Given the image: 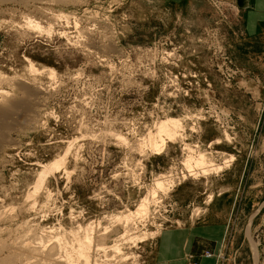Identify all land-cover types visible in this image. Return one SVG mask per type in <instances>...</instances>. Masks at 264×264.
I'll use <instances>...</instances> for the list:
<instances>
[{"label":"rangeland","instance_id":"obj_1","mask_svg":"<svg viewBox=\"0 0 264 264\" xmlns=\"http://www.w3.org/2000/svg\"><path fill=\"white\" fill-rule=\"evenodd\" d=\"M233 2H0V111L12 109L0 122V243L17 248L29 230L92 223L94 240L107 227L104 245L118 240L125 257L93 251L98 264H157L163 233L210 224V195L222 198L228 222L215 264H253L248 220L256 264H264V207L250 221L264 201V0L256 17ZM166 116L183 120V141L159 155L140 152ZM182 143L216 164L234 160L178 182ZM64 154L62 169L27 199L39 165ZM168 175L175 184L151 198L154 181ZM142 199L149 211L124 230L115 217Z\"/></svg>","mask_w":264,"mask_h":264},{"label":"bare ground","instance_id":"obj_2","mask_svg":"<svg viewBox=\"0 0 264 264\" xmlns=\"http://www.w3.org/2000/svg\"><path fill=\"white\" fill-rule=\"evenodd\" d=\"M1 1L4 0H0V2ZM28 23L31 22L28 21ZM33 27L38 26L37 24H33ZM11 115L12 109L8 108V110L6 111H0V122L4 119L3 116H6L5 118L10 119L9 117ZM153 127L154 130L147 131L146 135L143 136V138H141L140 142L138 143V149L140 152L146 150L153 155H159L168 143H173L178 140L182 142L184 139V124L181 118H173L166 116L165 118L154 123ZM189 129L195 131L194 126H192L191 128L189 127ZM223 135L226 141H228V134L224 132ZM116 137L117 139L122 141V143L126 142L124 137L122 138L120 137V135H116ZM213 143L219 144L220 141L217 139ZM182 144V150L185 151V157L182 160V166L186 174L181 173V176L177 178L179 179L178 182H180V180L184 181L188 177L195 178L199 176L204 177L210 174H217L221 172L224 168L228 167V165L234 160L231 155L227 160L223 161L222 164H216L205 152L198 150L197 148L193 149L191 146H189V144ZM64 158L65 154L63 156H58L46 163L39 165L40 170L38 171L36 181L34 182L33 188L31 189V193L29 192L26 195L27 199H32L33 196H35L34 194L38 193V191L43 187V184L48 176L53 175L62 169L65 160ZM175 179L176 177L174 178L171 175L156 179L153 184V189L150 190L151 192L149 196H152L151 198L154 199V196L155 194H157V192L166 194L170 190V188L175 184ZM211 201L212 196L209 195L206 199V202L210 203ZM34 204L35 203H32L30 206L32 207ZM147 204L148 202L146 201V199H142L138 204L137 208L134 209V211H128L126 214L116 216L115 219L122 220V223L124 224L122 228L126 230V228L129 226H127L128 222H130L134 216L141 218H143V216H146L147 212L149 211ZM95 225L93 226L92 223H89L86 226H81L77 224L75 228L71 227L69 228V230H66L60 226L56 229H53V227L52 229L39 227L37 230L35 229L36 231L29 230L30 234L28 235V239H25L26 241H21L17 248H11L9 245L0 243V252H6V256H4V258L1 260L2 263L0 264H98L96 261L97 259H95L97 256L95 258L92 256L93 251L98 252L99 250H102L103 252L106 250H111L116 255H121V248L118 244V240H114L112 245H104L102 240H105V238L103 236L107 234L108 231H110L107 227H102L103 229L100 231L101 233H98V235L102 236V238L100 237L102 242L99 240L100 242L98 241L99 243H97L94 240V237L99 239L97 235L94 236V228H96ZM125 234L126 232L124 233V235L122 234L119 239L123 237L125 239ZM148 235H153V233ZM106 236L107 235H105V237ZM132 239L133 241H135L136 239H139V241H141V238L139 237H131V240ZM120 241H122V239ZM104 253L105 252H103V254ZM205 253H207L208 256H205ZM205 253V258H210L212 256V254L209 252ZM18 256H24V263L19 260ZM123 257L124 256L121 255V258ZM31 259H33V261L29 262Z\"/></svg>","mask_w":264,"mask_h":264},{"label":"crops","instance_id":"obj_3","mask_svg":"<svg viewBox=\"0 0 264 264\" xmlns=\"http://www.w3.org/2000/svg\"><path fill=\"white\" fill-rule=\"evenodd\" d=\"M166 1L179 3L182 0H162V2ZM233 1V4L237 8L242 9L245 8V6L251 7L248 14L251 17H256V12L259 11L260 7L259 0ZM257 21L258 20L255 19L248 20L247 22H249V24H254L257 23ZM262 203H264V201ZM223 205L224 202L220 197L212 200L209 209L211 214L208 218L212 220L210 224L195 225L193 223L163 233L156 257L157 264H215L222 256L224 237L227 230L226 223H228L226 222L227 215L222 214L221 211V209L223 210ZM263 207L264 206H262L259 211H261ZM259 211L254 215H252L253 213L251 214L250 221ZM246 225L247 223L243 227V234H245ZM260 234L261 232L258 231L257 227L253 235L259 239L262 238ZM244 236L246 237V235ZM205 252L211 253L212 258H205Z\"/></svg>","mask_w":264,"mask_h":264},{"label":"water","instance_id":"obj_4","mask_svg":"<svg viewBox=\"0 0 264 264\" xmlns=\"http://www.w3.org/2000/svg\"><path fill=\"white\" fill-rule=\"evenodd\" d=\"M262 206H264V203H262L257 209H256V211H254V213L252 214V215H254L255 213H257L258 211H259V209L262 207ZM249 224V220H248V222H247V225ZM247 225H246V227H245V235H246V237H247V239H248V241H249V244H250V246L252 247V250L254 251V249H255V247H254V244L251 242V240H250V238H249V235H248V230H247ZM256 251V250H255ZM254 251V255H255V257H254V260H253V264H256L257 263V256H256V252Z\"/></svg>","mask_w":264,"mask_h":264},{"label":"built area","instance_id":"obj_5","mask_svg":"<svg viewBox=\"0 0 264 264\" xmlns=\"http://www.w3.org/2000/svg\"><path fill=\"white\" fill-rule=\"evenodd\" d=\"M205 256H208V254H207V253H205Z\"/></svg>","mask_w":264,"mask_h":264}]
</instances>
